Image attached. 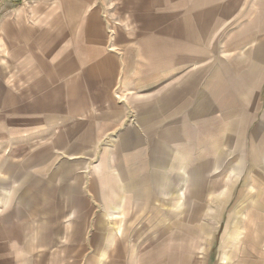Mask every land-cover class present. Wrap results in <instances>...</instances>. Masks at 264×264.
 <instances>
[{"label":"rangeland","instance_id":"rangeland-1","mask_svg":"<svg viewBox=\"0 0 264 264\" xmlns=\"http://www.w3.org/2000/svg\"><path fill=\"white\" fill-rule=\"evenodd\" d=\"M253 1L187 14L181 0H157L156 11L154 0H142V35L157 37V70L149 69L143 55L140 72H126L119 86H110L125 100L118 130L101 134L96 126L73 125L69 145L55 142L53 134H0V239L23 241L28 223L29 239L36 240V228L44 225L40 236L62 242L63 249L76 239L78 264H264V69L259 68L264 67V22L259 21L264 7ZM120 2H111V10ZM18 8L0 0V17L22 14ZM118 19L129 27L123 16ZM5 62V23L0 22L3 69ZM107 86L106 81L100 86L103 93ZM130 95L135 101H128ZM168 98L173 113L163 114L156 131L145 128L155 110H162L158 101ZM180 120L178 129L190 136L191 150L184 152L189 165L181 177L183 154L173 150L169 182L174 188L168 193L162 186L168 179L148 178L161 169L156 154L169 159L153 145L163 141L166 124ZM130 127L144 142L123 152L115 137ZM74 168L78 178H68ZM121 169L128 179L141 180L136 194L124 193ZM64 171L66 178L60 176ZM124 194L130 198L121 199ZM91 238L113 244L91 250L82 244ZM103 249L108 260L98 261ZM43 259L74 264L64 256Z\"/></svg>","mask_w":264,"mask_h":264},{"label":"crops","instance_id":"crops-1","mask_svg":"<svg viewBox=\"0 0 264 264\" xmlns=\"http://www.w3.org/2000/svg\"><path fill=\"white\" fill-rule=\"evenodd\" d=\"M11 1L17 3L19 11L23 13L0 17V22L5 23L6 38L5 69L0 65V134H53L55 142L61 140V144L69 145V128L73 125L76 127L84 123L96 126L101 134L118 130L125 100L113 94L110 86H119V81L126 72H140L143 68V55L148 56L146 60L150 62L149 69L157 70V37L146 34L143 39L142 35V0H121L123 3H119L120 7L116 11L110 8L111 2L116 0ZM154 1L153 8L157 6V0ZM228 1V4H224L209 0H181L180 4L187 14L196 11L198 14L203 13L210 6L250 5L246 3L247 0ZM253 3L264 7V0H254ZM151 9L146 5L145 13H150ZM118 16H123L122 21L130 24L128 28L121 25ZM239 21L244 22L245 19ZM259 21L264 22V18ZM259 68L264 69L262 66ZM105 81L109 86L104 94L100 86ZM193 97L196 103L202 100L198 94ZM128 98V101H135V96L130 95ZM158 102L161 103V112L156 109L145 126L153 131L164 120L163 114L170 116L174 110L171 98ZM100 118L101 122L94 121ZM182 121L176 126L172 125L173 122L166 124L163 141L153 145L155 153L168 154L169 159L165 157L160 160L161 157L156 154L155 161L161 169L148 178L168 179L162 184L169 189L168 193L174 188L173 183L169 182L173 174L174 165L170 164L175 155L173 150L183 154L178 159L181 177L187 173L189 165L184 152L189 149L187 144H190V136L182 128L181 131L178 129ZM4 127L6 131L2 130ZM175 133L179 135L177 139ZM118 136L115 137L119 140L118 150L123 152H132L144 142L143 135L135 132V127H130V130L121 132ZM60 143L55 144L54 149L58 150ZM73 158L75 155L69 159ZM132 160L137 158L132 156ZM60 176L66 178L65 171ZM119 177L123 182L124 193L136 194L139 191V178L128 179L124 169L120 170ZM68 178H78L75 168L74 175L71 173ZM114 189L115 187L112 188ZM120 198L130 197L124 194ZM71 224H68L69 227ZM24 227L28 235L31 231L29 224L25 223ZM52 227L54 229L56 226ZM36 230L39 236L36 240L27 238L26 234L21 242L11 241L8 237L0 239V264H45L43 258L46 256L54 259L64 256L66 263H72L73 258V263L78 264L76 239L70 240L69 247L64 244L63 249L59 244L62 242L53 238L48 240L46 235L45 238L40 236L38 232L42 230L45 233V225ZM49 231L54 230L50 228ZM112 241L113 239H108L106 244L100 245L91 238L84 240L82 244L93 250L94 247H110ZM55 247L57 248L54 249ZM72 247L73 252L70 251ZM14 248L17 249L14 251ZM49 248L54 250H46ZM104 250L98 251V261L108 260V253Z\"/></svg>","mask_w":264,"mask_h":264}]
</instances>
